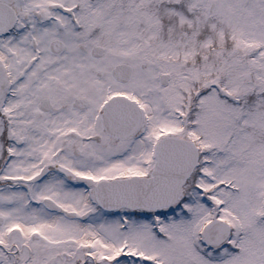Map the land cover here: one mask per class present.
<instances>
[{
    "label": "snow or ice",
    "instance_id": "obj_1",
    "mask_svg": "<svg viewBox=\"0 0 264 264\" xmlns=\"http://www.w3.org/2000/svg\"><path fill=\"white\" fill-rule=\"evenodd\" d=\"M0 264H264V0H0Z\"/></svg>",
    "mask_w": 264,
    "mask_h": 264
}]
</instances>
